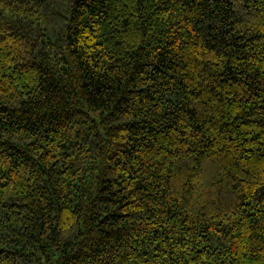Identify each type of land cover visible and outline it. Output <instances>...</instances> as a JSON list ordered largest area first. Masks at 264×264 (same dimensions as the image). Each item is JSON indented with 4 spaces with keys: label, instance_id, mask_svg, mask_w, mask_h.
Instances as JSON below:
<instances>
[{
    "label": "trees",
    "instance_id": "obj_1",
    "mask_svg": "<svg viewBox=\"0 0 264 264\" xmlns=\"http://www.w3.org/2000/svg\"><path fill=\"white\" fill-rule=\"evenodd\" d=\"M0 264H264V0H0Z\"/></svg>",
    "mask_w": 264,
    "mask_h": 264
}]
</instances>
